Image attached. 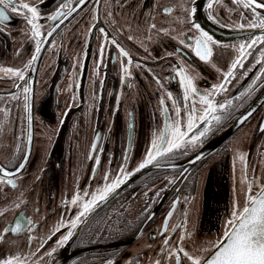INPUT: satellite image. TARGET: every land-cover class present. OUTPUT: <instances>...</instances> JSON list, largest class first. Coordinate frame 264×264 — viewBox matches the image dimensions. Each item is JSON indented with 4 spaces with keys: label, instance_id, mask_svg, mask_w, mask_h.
Returning <instances> with one entry per match:
<instances>
[{
    "label": "flooded vegetation",
    "instance_id": "1",
    "mask_svg": "<svg viewBox=\"0 0 264 264\" xmlns=\"http://www.w3.org/2000/svg\"><path fill=\"white\" fill-rule=\"evenodd\" d=\"M24 2L38 8L42 33L56 30L51 37L42 36L40 58L26 68L35 52L31 26L11 8L5 11L9 18L0 20V68L25 73L22 81L0 72V165L16 172L7 177L15 187L0 181V259L19 256L23 264H175L168 248L175 251L178 246L207 256L223 238L234 202L243 206L247 184L255 181L253 192L256 184H264V80L256 79L264 66L256 63L264 46L250 50L253 54L244 58V68L236 70L227 90L212 97L226 107L216 113L219 123L196 122L201 131L210 130L195 146L186 145L137 172L72 229L74 235L64 246L56 242L70 230L67 227L40 245L58 225L78 215V207L71 204L74 194H91L102 186L106 173L111 182L121 166L133 172L143 162L153 134L180 119L167 99L171 92L173 100L182 101L176 65L200 93L223 81L239 45L262 34L260 29L238 27L249 22L240 13L251 18V11L233 0H207L204 6L199 0H88L83 10L76 0ZM62 3L68 7L62 9ZM68 8L76 10L67 18L48 19ZM201 22L217 41L207 61L180 43L197 36L192 24ZM101 28L131 55V65L111 40H105ZM189 42L195 45L194 39ZM122 64L129 73L122 71ZM245 69L250 71L243 75ZM25 82L33 90L31 122L24 109ZM161 97L169 106L167 113ZM193 99L199 107L198 96ZM253 106L248 120L224 142L187 164ZM186 116L187 109H182L183 125ZM93 143L98 144L95 153ZM25 160L23 170L15 168ZM166 219L169 230L161 235ZM17 220L21 230L4 235ZM166 237H171L167 247Z\"/></svg>",
    "mask_w": 264,
    "mask_h": 264
},
{
    "label": "snow or ice",
    "instance_id": "2",
    "mask_svg": "<svg viewBox=\"0 0 264 264\" xmlns=\"http://www.w3.org/2000/svg\"><path fill=\"white\" fill-rule=\"evenodd\" d=\"M233 2L242 5L245 10H250L252 13V17L249 18L244 12H241V17L243 19H248L249 22L247 26L241 23L238 27L240 29L247 27L250 30L260 29L262 30V34L250 37L248 41L241 43L238 49V56L232 61L227 71L223 72V81L211 86L210 89H206L203 93L198 92L192 78L185 74L184 68L181 65H176L174 67L175 75L179 77V83L183 88L182 101L173 100L171 92L167 93V99L172 101V108L175 115L180 119L174 121L171 126L166 125L164 131L153 134V139L143 162L133 172L127 173L125 172L124 166H121L117 170L116 177L111 180V182H109V175L106 173L103 178L102 186L97 187L95 191L91 192V194L88 191L83 193V197H81L80 193L74 194L71 198V204L78 207V215H76L68 224L61 223L58 225L55 228V231L48 236L47 240L41 243V248L44 247V244H46L48 240L52 239V236L57 232H60L62 227H67L70 230L62 235L61 239L56 242L58 247L64 246L74 235L72 229H76L85 216L93 211L94 208L99 207L100 203L106 201L111 194L124 185L137 172H141L149 166L157 165L159 159L174 154L175 151H178L186 145L191 144L195 146L196 142L204 137L210 130L208 127H204L201 131L197 126V121L203 125H210L212 121L219 123L221 117L216 113L219 110L224 109L226 105L215 102L212 97L227 90V85L231 83L232 79H235L236 70L238 68H244V58L253 54L250 50L256 48L257 45L264 46V14L258 11L264 10V0H233ZM76 3L81 5L80 10H83V7L87 5L88 0H76ZM0 6H2L0 7V20H7L9 18L5 14V11L8 8H11L12 13L24 15L27 24L31 26V35L35 39V52L32 55L31 60L25 66L26 68H30L40 58L42 52L41 45L45 43L42 36L47 35L48 37H51L56 29L54 27L52 30L42 33L43 25L38 22L40 17L38 8L31 6L29 3L24 2V0H0ZM67 7V4L62 3V9ZM209 7H211V3L209 4ZM62 9L56 14L48 17V19L55 21L60 16L67 18L76 10L75 8H68L67 12H63ZM165 11L169 10L165 9ZM195 12L196 8L193 7L191 13ZM152 27H155V25H152ZM192 28L198 32V35L183 39L180 43L184 45V47L191 49L201 61H207L212 56V46H216L217 41L214 40L212 35L207 31L203 30L199 24L193 23ZM100 31L104 33L106 41L111 40V43L119 49L121 57L127 58V65H131L133 63L131 55L118 43V41L111 38L104 29L101 28ZM129 39H131V37H129ZM192 39L195 41L194 46L189 42ZM246 49L248 51H246ZM257 50L259 51V49ZM179 51L180 50L177 49V53H179ZM169 55L171 56L172 53H169ZM102 56L103 46L101 47L97 59V74L100 71ZM256 63L264 65V51H259V58L256 60ZM137 66L140 67L141 65L137 64ZM122 71L129 73V68L122 64ZM248 71H250V69H245V72L242 74L246 75ZM0 72L10 74L11 77L18 78L22 81L25 80V73L21 69L0 68ZM260 73L261 75L256 79L264 80V66L260 68ZM154 79L157 83H160L158 77H154ZM16 87L20 88V85H16ZM22 91L24 109L28 114L29 122H31L30 94L33 90L31 85L25 82ZM10 95L12 99H18L15 94ZM197 96L199 107H197V100L193 99V97ZM160 101L163 110L167 113L169 106L165 103V99L161 97ZM228 103L230 104L231 101ZM182 109H187L186 125L182 124V120L184 119L181 117ZM251 114L252 113L249 112L240 122L243 123L246 121ZM129 127L131 128L132 125L130 124ZM29 140H31V136H29ZM97 149L98 144L93 143L91 151L95 153ZM90 158L94 159L96 165L99 166L100 160L98 157L93 155L90 156ZM196 158L199 159V156ZM240 159L243 160V156H241ZM126 161L127 157H125V162ZM25 163L26 160L23 163L16 165L15 168L23 170ZM13 175H16L15 171H10L6 166L0 165V181H5L8 185L15 187L13 180L7 179V177ZM245 179H247L246 176ZM254 183L255 181L247 184L245 202L242 207L234 202L231 217L226 222L223 238L215 243L214 248L210 251L209 255H193L180 246H178L175 251L168 248V252L175 257V264H264V184H256L257 190L253 192ZM89 195L90 199L85 200L84 198L89 197ZM174 207L175 205H173V208ZM0 215H3V213H0ZM171 215L172 212L170 211L168 217L170 218ZM30 223L31 221H29V224ZM21 228L22 224L17 220L14 222V226L5 228L3 234L17 233ZM168 230L166 219L164 230L161 235H164ZM172 231H175V228H173ZM2 239L3 235H0V240ZM32 239V237H29V241ZM182 239L183 237H181V240ZM170 240L171 237H166L164 239L165 247L169 245ZM55 250L56 249L53 248L52 251L47 252L46 255L51 257ZM205 251L209 252L208 249H205ZM0 264H23V261L19 256H12L10 258L0 259ZM109 264H112V262L109 261ZM156 264H160V261H156Z\"/></svg>",
    "mask_w": 264,
    "mask_h": 264
},
{
    "label": "water",
    "instance_id": "3",
    "mask_svg": "<svg viewBox=\"0 0 264 264\" xmlns=\"http://www.w3.org/2000/svg\"><path fill=\"white\" fill-rule=\"evenodd\" d=\"M207 0H199L201 6H204V4L206 3ZM262 13H264V10H258ZM201 28L204 29L205 31H209L210 28L205 26V22H201L200 24ZM255 109V107H251L248 112L245 114L247 115L249 112H253ZM244 115V116H245ZM252 115V114H251ZM250 115V116H251ZM243 116V117H244ZM248 116V118L250 117ZM242 117V118H243ZM241 118V119H242ZM241 119L235 123H233L230 127H228L227 129H225L224 131H222L221 133H219L218 135L214 136L213 138H211L202 148L201 150L194 155L188 162V165H192L193 163H195L196 161H198L200 159V157L208 154L209 152H211L212 150H214L215 148H217L222 142H224L231 134H233L240 126H242L246 121H244L243 123H241ZM199 156V159H197L196 157ZM213 250V249H212ZM209 255V253H208Z\"/></svg>",
    "mask_w": 264,
    "mask_h": 264
},
{
    "label": "rangeland",
    "instance_id": "4",
    "mask_svg": "<svg viewBox=\"0 0 264 264\" xmlns=\"http://www.w3.org/2000/svg\"><path fill=\"white\" fill-rule=\"evenodd\" d=\"M220 240H221V239H220ZM220 240H219V241H220Z\"/></svg>",
    "mask_w": 264,
    "mask_h": 264
}]
</instances>
